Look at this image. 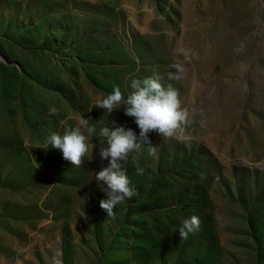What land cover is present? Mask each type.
Instances as JSON below:
<instances>
[{
  "label": "rangeland",
  "instance_id": "374dc122",
  "mask_svg": "<svg viewBox=\"0 0 264 264\" xmlns=\"http://www.w3.org/2000/svg\"><path fill=\"white\" fill-rule=\"evenodd\" d=\"M177 62L184 78L169 81ZM154 74L179 90L190 123L182 140L150 134L155 156L145 146L121 161L138 195L107 217L100 129L139 128L123 107L107 113L96 101L116 86L126 98L132 79ZM74 127L96 130L80 167L41 147ZM192 215L200 231L181 240ZM57 255L264 264V0H0V264Z\"/></svg>",
  "mask_w": 264,
  "mask_h": 264
},
{
  "label": "clouds",
  "instance_id": "9594fccd",
  "mask_svg": "<svg viewBox=\"0 0 264 264\" xmlns=\"http://www.w3.org/2000/svg\"><path fill=\"white\" fill-rule=\"evenodd\" d=\"M246 50V45L242 42L236 49L237 54ZM185 60L191 57L188 51H183ZM171 68L174 71L167 73L169 81H180L184 78L185 67L182 63H173ZM162 77L154 74L143 79H132L131 88L134 90L126 98L119 86H116L111 94L96 101L95 107L113 113L114 110L123 107L124 115L134 118V122L139 128L137 134L132 128L124 125L103 127L99 135L106 138L107 146L99 148V158L101 164L108 161L96 173V181L100 190L106 194V198L100 200V207L106 211L107 217H115L117 205L138 195V192L131 186V181L122 169L121 161H127L133 152H141L147 146L150 156L157 154V148L153 145L150 134L154 133L161 139L168 141L172 139L182 140L183 128L190 123L189 113L182 107L179 90L174 88L171 83L165 86ZM51 114H57L56 107L50 108ZM94 127L87 128V134L81 127H74L66 130L63 135L52 133L43 146L48 149H58L62 152L63 158L69 161L72 166L80 167L84 163V157L90 156L94 145L89 142V136L95 133ZM137 174L142 175L144 169L139 166L135 159ZM201 220L198 216L192 215L183 220L176 230L181 240H187L190 234L200 231ZM52 264H63L59 256H54Z\"/></svg>",
  "mask_w": 264,
  "mask_h": 264
}]
</instances>
